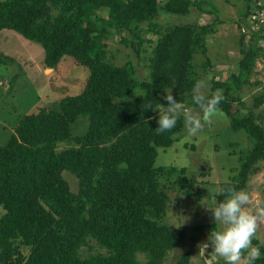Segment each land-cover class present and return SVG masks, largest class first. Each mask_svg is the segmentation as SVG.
Listing matches in <instances>:
<instances>
[{"label":"trees","instance_id":"obj_1","mask_svg":"<svg viewBox=\"0 0 264 264\" xmlns=\"http://www.w3.org/2000/svg\"><path fill=\"white\" fill-rule=\"evenodd\" d=\"M256 2L248 0L238 12L234 21L239 31L249 27L247 17ZM204 3L0 0V32H17L40 44L46 67L54 68L68 56L88 69L79 93L23 114L0 144L1 264H163L168 251L180 244L186 229L174 230L163 222L170 193L198 201L200 188L186 166L155 165V158L157 148L166 150L180 139L184 119L158 134L159 112L143 110V105L167 107L165 91H171L177 102L199 109L193 103L198 79L193 56L205 54L206 35L214 24L181 23L162 31L156 19L162 13L187 14L191 6L212 13L202 9ZM148 30L158 37L149 54L141 56L147 76H138L130 59L121 65L110 60L106 40L117 36L138 56L145 51L144 42L152 41L141 35ZM263 33L264 26L252 30L249 42L240 35L238 70L225 79L212 76L210 91L204 93L211 97L222 90L219 108L229 116L231 128L253 138V146L240 153L233 176L221 182L217 204L228 198L229 188L246 191L264 159V112L232 111L233 103L243 104L239 90L254 74L257 59L264 58ZM262 103L264 86L252 106ZM64 171L76 177V191ZM204 228L211 244V233L219 227L211 222ZM252 244L261 253L253 264H264V245L255 238ZM188 256L178 255L177 264H187Z\"/></svg>","mask_w":264,"mask_h":264},{"label":"rangeland","instance_id":"obj_2","mask_svg":"<svg viewBox=\"0 0 264 264\" xmlns=\"http://www.w3.org/2000/svg\"><path fill=\"white\" fill-rule=\"evenodd\" d=\"M203 1L205 3L202 9L212 13L201 14L199 9L191 6L187 14L162 13L156 22L162 31L181 23L214 24L213 32L206 35L205 54L195 53L193 56L198 74L197 82L202 81V92L208 93L212 76L225 79L231 71L238 70L236 62L240 51V35L245 34L244 41L249 42L250 32L239 31L238 23L234 21L239 19L238 12L245 9L248 0ZM211 4L218 8L217 12ZM141 35L145 39L151 38L152 41L144 42L142 48L145 51H141L138 56L131 46L119 42L117 36L105 42L109 45L108 57L113 63L121 65L130 59L136 67V74L145 77L148 66L142 57L149 54L158 34L148 30ZM43 59L44 49L40 44L24 38L17 32H0V144L7 141L23 114L44 106L48 108L62 97L81 91L88 74L86 67L75 64L71 57L66 56L54 68H50L44 65ZM206 61H209L210 65H203ZM254 69V74L241 86L238 93L243 104L233 103L232 111L240 109L246 113L264 112V103L257 108L252 106L255 95L261 90V86H264V59H257ZM219 71L220 73H217ZM6 80L10 83L9 90ZM194 110L200 111L197 108ZM220 111L222 115L214 117L213 122L205 124L202 131L195 136L188 135L184 126L179 140L174 141L166 150L157 148L155 165L186 166L199 185L201 193V199L198 201L191 196L181 197L174 192L170 193L163 222L174 230L180 227L186 229V236L176 248L168 251L163 264H177V256L183 253L187 255L188 252L187 264H225L221 257L213 253L214 246L207 242V228H200L202 224L216 223L212 209L217 205L221 182L229 181L233 176L234 170L240 164V153L253 146V138L243 129L233 130L229 116L221 109ZM260 124L264 126V118ZM259 165V170L247 181L248 187L245 191L250 197V203L245 208L254 215L258 208H264V159ZM62 175L70 188L76 191V177L68 171H64ZM2 212L0 208V214ZM218 227L221 230L224 226ZM253 238L264 245V217L258 219L257 231Z\"/></svg>","mask_w":264,"mask_h":264},{"label":"clouds","instance_id":"obj_3","mask_svg":"<svg viewBox=\"0 0 264 264\" xmlns=\"http://www.w3.org/2000/svg\"><path fill=\"white\" fill-rule=\"evenodd\" d=\"M259 1L264 2L257 0ZM203 87L201 81L193 88V103L199 108V112L177 102L171 91H165L167 94L164 99L167 101V107L163 104L155 107L153 104L143 105V110L159 112L158 127L155 131L158 134L170 132L176 127L178 119L183 116L188 135L195 136L202 131L205 124H211L214 117L222 115L219 109L220 103L225 99L222 90L217 89L211 97H207L202 92ZM227 193L228 198L212 209L216 225L224 226L221 230L211 233L213 253L221 257L225 264H241L242 261L244 264H253L261 255L259 248L253 246L252 240L257 231L258 219L264 217V208H258L255 215L251 214L245 208L250 203V197L245 191L229 188Z\"/></svg>","mask_w":264,"mask_h":264},{"label":"built area","instance_id":"obj_4","mask_svg":"<svg viewBox=\"0 0 264 264\" xmlns=\"http://www.w3.org/2000/svg\"><path fill=\"white\" fill-rule=\"evenodd\" d=\"M247 23L249 27L243 26L241 28L242 32H245L248 29H260L261 26H264V2H257V8L247 17ZM262 45H264V40L262 41Z\"/></svg>","mask_w":264,"mask_h":264},{"label":"crops","instance_id":"obj_5","mask_svg":"<svg viewBox=\"0 0 264 264\" xmlns=\"http://www.w3.org/2000/svg\"><path fill=\"white\" fill-rule=\"evenodd\" d=\"M226 7H227V8H230V6H229V5H226ZM233 20H234V19H233ZM262 59H264V58L262 57ZM254 70H255V69H254Z\"/></svg>","mask_w":264,"mask_h":264},{"label":"water","instance_id":"obj_6","mask_svg":"<svg viewBox=\"0 0 264 264\" xmlns=\"http://www.w3.org/2000/svg\"><path fill=\"white\" fill-rule=\"evenodd\" d=\"M47 10H48V8H47Z\"/></svg>","mask_w":264,"mask_h":264}]
</instances>
